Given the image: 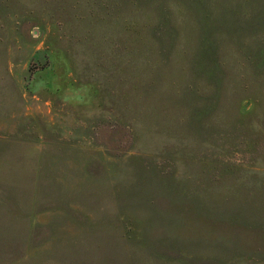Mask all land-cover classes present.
Returning <instances> with one entry per match:
<instances>
[{
    "label": "rangeland",
    "instance_id": "374dc122",
    "mask_svg": "<svg viewBox=\"0 0 264 264\" xmlns=\"http://www.w3.org/2000/svg\"><path fill=\"white\" fill-rule=\"evenodd\" d=\"M0 264H264V0H0Z\"/></svg>",
    "mask_w": 264,
    "mask_h": 264
}]
</instances>
